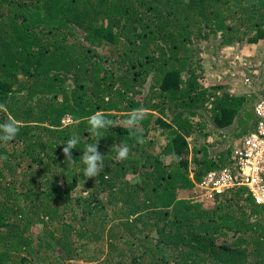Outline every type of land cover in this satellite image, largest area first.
I'll list each match as a JSON object with an SVG mask.
<instances>
[{
  "label": "trees",
  "instance_id": "1",
  "mask_svg": "<svg viewBox=\"0 0 264 264\" xmlns=\"http://www.w3.org/2000/svg\"><path fill=\"white\" fill-rule=\"evenodd\" d=\"M211 36L258 45L264 0H0V124L19 128L0 140V264H264V209L245 188L197 198L201 176L233 159L234 133L254 130L263 87L207 85ZM96 113L114 122L100 136ZM97 143L105 167L87 178Z\"/></svg>",
  "mask_w": 264,
  "mask_h": 264
},
{
  "label": "rangeland",
  "instance_id": "2",
  "mask_svg": "<svg viewBox=\"0 0 264 264\" xmlns=\"http://www.w3.org/2000/svg\"><path fill=\"white\" fill-rule=\"evenodd\" d=\"M220 39H217L215 36H211V40L208 44L202 43L199 48H201L202 53L198 55L203 59L204 67L206 70V79L207 85L220 84L223 86H228L230 88L237 89L240 92L253 96L255 91H259L260 84L263 81L264 77V40H261L258 45H254L252 49L248 50L245 47L240 45H232L229 47H220ZM198 53V50H197ZM256 71V73H254ZM246 77H254L256 83L251 85L245 82ZM257 84V85H256ZM243 90V91H242ZM254 115V112L252 111ZM118 124H122L121 121H118ZM126 124H124L125 126ZM212 129V126H211ZM153 134V133H152ZM212 139L215 140L219 138L220 134L218 132L212 133ZM216 134V135H214ZM157 137V132L155 133ZM242 131L238 129L233 135V146L228 148L229 151H233L236 148L237 143L242 141ZM226 141L229 139L227 134H224L223 137ZM161 142V139L159 140ZM156 143L154 152H159L160 143ZM203 141V138H200V142ZM194 144L193 141H190V145ZM228 147V141L225 144H221L218 148H214V152H221L227 157L226 149ZM216 155V154H213ZM201 170L191 167L190 177L193 178L195 175L200 174ZM205 174V173H204ZM203 174V175H204ZM202 175V176H203ZM201 176V177H202ZM199 201H202L200 196H197ZM215 204V199L211 203H206V205ZM105 249L108 250L109 245L105 244ZM106 256V255H105ZM101 259L99 264H107ZM80 262V261H78ZM83 260H81V263Z\"/></svg>",
  "mask_w": 264,
  "mask_h": 264
},
{
  "label": "built area",
  "instance_id": "3",
  "mask_svg": "<svg viewBox=\"0 0 264 264\" xmlns=\"http://www.w3.org/2000/svg\"><path fill=\"white\" fill-rule=\"evenodd\" d=\"M245 82L253 83L251 77ZM262 92L254 106L256 124L233 152V159L217 170L206 172L198 186L202 200L213 201L230 188H245L254 202L264 209V80Z\"/></svg>",
  "mask_w": 264,
  "mask_h": 264
},
{
  "label": "clouds",
  "instance_id": "4",
  "mask_svg": "<svg viewBox=\"0 0 264 264\" xmlns=\"http://www.w3.org/2000/svg\"><path fill=\"white\" fill-rule=\"evenodd\" d=\"M4 105H0V109H3ZM146 109L140 108L136 109L132 112V117L125 121L126 125L129 126V128H133V125L135 124L138 126L142 120L145 118ZM88 123L90 124L89 131L96 135H101V130L104 129V124L109 123L113 124L114 122L112 120L105 119L104 116L100 113H96L92 115ZM19 128L17 126L16 121H9L5 124H0V140H3L5 142L12 140L15 138V136L18 134ZM137 143H143L142 137H135ZM78 143V137L73 136L72 139L68 140L66 143V147H63L62 153L65 157V160L68 162L73 161L72 152L70 149H74ZM98 143L97 144H90L86 147V150L83 154V163L86 165V168L84 169V175L87 178H95L98 175L101 174V172L104 170L105 164H104V157L97 151ZM129 156V148L127 145H123L119 148L117 153V160L123 161L126 160ZM6 159V157H4ZM222 196V195H221ZM221 196H218L217 198H221ZM206 203L211 201L203 200Z\"/></svg>",
  "mask_w": 264,
  "mask_h": 264
}]
</instances>
